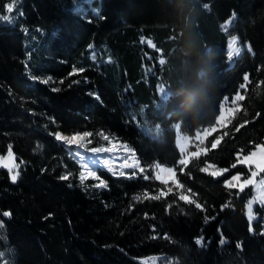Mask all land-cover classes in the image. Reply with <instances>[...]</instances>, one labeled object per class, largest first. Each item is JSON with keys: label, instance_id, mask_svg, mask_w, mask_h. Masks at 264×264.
I'll list each match as a JSON object with an SVG mask.
<instances>
[{"label": "trees", "instance_id": "1", "mask_svg": "<svg viewBox=\"0 0 264 264\" xmlns=\"http://www.w3.org/2000/svg\"><path fill=\"white\" fill-rule=\"evenodd\" d=\"M18 17L0 21V157L11 146L19 164L15 183L0 166V264H143L163 254L176 264H264V207L254 232L246 213L252 188L200 171L232 168L264 146V0H20ZM232 36L251 47L233 65ZM201 70H212L211 83ZM239 92L237 117L209 140L219 145L180 165L174 125L195 136ZM57 133H90V147L105 137L127 144L145 172L98 169L81 182ZM155 164L175 168L202 207L177 191L152 199L167 192Z\"/></svg>", "mask_w": 264, "mask_h": 264}, {"label": "rangeland", "instance_id": "2", "mask_svg": "<svg viewBox=\"0 0 264 264\" xmlns=\"http://www.w3.org/2000/svg\"><path fill=\"white\" fill-rule=\"evenodd\" d=\"M94 1L95 0H84V2L87 3L88 7ZM98 1H99V4H100L101 0H98ZM12 2H13V0H0V17L8 15V16H10L12 18L9 21H5L3 19H0V21H2L4 23H8V24H14L15 22H17L19 20L18 15H19L20 0H16L14 9H13V11L11 13H8L6 11V9H5V5H7L8 3H12ZM82 4H83V6L86 5V4L84 5L83 1L81 2V5ZM229 21H231V23L229 24L228 29L226 31L224 30L225 32H229L230 29L234 25V20L233 19L229 20ZM229 42H230V40H229ZM238 46L241 48V52H240L239 55H234L233 58L230 59L231 65H233L235 63V61L244 52L249 51L248 48H249L250 45L243 44L240 41L239 38H238ZM228 51H229V48H228ZM238 94L243 96L242 93H240V92ZM238 94H236V95H238ZM162 95L165 97L167 95V92L163 90L162 91ZM236 95H234L231 98L227 97V99L226 98L224 99V101L222 103V107H221V109L223 108V118L220 119L219 123H217V120H216V123L212 127H209V128H206L204 130H201V131L197 132V133H200V138L203 140V143L200 142V139H197V133H196L195 136L191 137V136L185 134L182 131V125L180 123H177V124L174 125V129H175V132H176V144H177V146L179 148V151H180V154H181L180 160L184 159V158H187L189 160L188 164H190L193 160L198 159L201 156L205 155L204 151H203L204 149H207L209 151V146L212 145V143L209 140L212 137H214L215 135H217V134H219V136H220L221 135L220 134L221 130H223L227 126H230L233 123V121L237 117L236 115H237L238 111L242 108V105H241V101L242 100L237 101L235 104H233V99H234V97ZM218 117H221V112H220ZM206 130H208V131L206 132ZM83 134L84 133H81L79 135H83ZM62 135H64V134H62ZM64 136L71 137L73 135L65 134ZM89 136L85 137L81 141L80 144H72V145H68L65 142L57 139L59 142H61L67 148L69 155L72 157V159H74L76 161L77 165L81 168V173L83 172V173L87 174V172L91 171L92 173L95 174L94 176H88L87 179H98L99 178L98 177V173H97L98 169H104V170L110 172L114 176L130 177V178L131 177L135 178L139 174H142L143 172H145V169L142 166L138 156L135 154L134 150L132 148H130L127 144L125 145L123 143L126 146V148H127V153H124V157H123V159L121 161V164H120V163H118V161L114 160L113 158H114V155L117 152H120L119 151L120 150V145H123L122 142L119 143L116 140L107 137V139H105V140H107V144L101 145V146H98V147H90V145H89ZM179 136H186V137L189 138V143L187 144L186 149H185L184 152H181L180 146H179V144L177 142ZM56 138H57V136H56ZM219 138H220V140H219V143H220L221 142V137H219ZM219 143H218V145H219ZM261 146H263V145H261ZM92 149H100V151L93 152V151H91ZM208 151H207V153H208ZM252 152H256L257 153V155L255 157H253L252 159L255 160L256 163L260 164V168H257L255 163L249 165V164L237 163V162L235 164L236 167H232V168H219V167L216 166L217 169H228L227 172H225L222 175H220V176H224L225 175V177L229 176L227 181L231 180V178L233 176H239L240 179L238 181H235L234 183L237 184V185H244L243 191L246 188H252L253 197L251 199H249V201H254V198L257 197L258 192H257V187L256 186L258 184H260L261 180H264V170H261V169H264V153H261L260 151L257 150V148H255L250 153H248V154H239V156L240 157H248V156H250V154ZM192 153H197V156L193 157L191 155ZM86 154L94 155V156H95V154L96 155L101 154V157H98V160H97L100 163H97L95 161H89L86 158H82V156H84ZM13 157H14V160H9L8 159V155L4 156V158H5L4 162L8 163L10 165L13 162L15 164H18L17 160H16V156L14 154H13ZM115 157H117V156H115ZM125 163L126 164L136 163V164H138V167H127V166H125L126 165ZM103 164L109 165L110 167H112V169L108 168L107 166H105ZM112 164H114V166ZM208 164H211V163H208ZM85 165H87V168H85ZM157 165H159V168H157ZM238 166L243 167V168L239 169ZM140 168H143L144 171L140 172V170H139ZM161 169H163V171H161ZM168 169H172L174 174H170L167 171ZM235 170H237V171H235ZM121 172H123L124 175H120ZM232 172H235V173H232ZM253 172L256 173L255 176L252 175ZM153 173H154L155 177H156L157 173H159V175L162 177V179H159V181H161V182H163V180H167L168 181V183L166 184L167 190L169 188H171L172 191H177L180 194L188 196L189 199H192L191 195L189 194L188 191H186L184 189V187H178V185H181V184H180V182H179V180L177 178L175 168L168 167V166L162 165V164H155L154 167H153ZM245 181H251V183H248V184L245 185ZM99 183H97V185ZM231 188H236L239 191H241L240 187H231ZM256 206H260L261 208L264 207V205H261L259 203V201H254V203H253V214H254L255 218L250 222L251 223V226H250L251 227V232H254V230H255V228L253 227L252 223L255 220H257V218H258V215L254 211ZM246 213H247V206H246ZM247 217H248V215H247ZM140 261L143 264H176L177 263V259L176 258L168 256L166 254L149 256V257L140 259Z\"/></svg>", "mask_w": 264, "mask_h": 264}, {"label": "snow or ice", "instance_id": "3", "mask_svg": "<svg viewBox=\"0 0 264 264\" xmlns=\"http://www.w3.org/2000/svg\"><path fill=\"white\" fill-rule=\"evenodd\" d=\"M15 3H16V0H13L12 3H8L7 5H5V9L8 13H11L14 9V6H15ZM0 19H3L5 21H9L11 20L12 18L8 15H5L3 17H0ZM231 23V21H228L226 22L224 25H222V28L226 31L228 29V26L229 24ZM151 47H155V45L152 44L151 41H148L147 42ZM228 48H229V51H228V58L229 59H232L234 55H239L240 52H241V48L238 46V37L236 36H232L231 39H230V42H229V45H228ZM249 51H251V48L249 46L248 48ZM162 62V61H161ZM79 71H83V69H80ZM248 75L246 74L244 76V80L247 82L248 81ZM45 83H47V81H45ZM242 87H246V85H242ZM227 99V98H226ZM244 97L241 96V95H236L233 99V104H235L237 101H240V100H243ZM223 118V108L221 109V117H218L217 118V123H219L220 119ZM244 125H240V127H243ZM208 130H206L207 132ZM237 131H239V129H237ZM91 135L90 133H84L83 135H73L71 137H67V136H64L62 134H59L57 133L56 136H57V139L58 140H61L63 142H65L66 144L68 145H72V144H80L81 141L87 137ZM105 139H107V137H105ZM197 139H200V142L203 143V140L200 138V133H197ZM219 140L220 138H217V140L215 142L212 143L211 145V148L212 149H215L219 143ZM179 146H180V150L181 152H184L185 149H186V146L187 144L189 143V138L186 137V136H179L178 137V140H177ZM257 150L260 151L261 153H264V146H261V145H257L256 146ZM91 151L93 152H97V151H100V149H92ZM204 154H207V149H204ZM8 159L9 160H14V157H13V154L11 152V146H9V151H8ZM193 157H196L197 156V153H192L191 154ZM257 155L256 152H252L250 154V156L248 157H240L239 154H238V159H237V163H245V164H256V167L257 168H260V164L256 163L255 160H253L252 158L255 157ZM5 158L4 157H0V166H3V167H6L9 169V172L11 173V176H10V179L12 180L13 183H15L19 177V164H15L14 162L10 165L8 163H5ZM178 163L180 165H182L184 168L187 167L188 163H189V160L187 158H184V159H181L180 161H178ZM125 166L127 167H138V164L136 163H133V164H126ZM232 167H236L235 164L232 165ZM85 168H87V165H85ZM157 168H159V165H157ZM140 172H143L144 169L143 168H140L139 169ZM183 170V169H182ZM261 170H264V169H261ZM161 171H163V169H161ZM170 174H174L173 173V170L172 169H168L167 170ZM200 171L201 172H205V173H208L209 175H212V176H220L222 175L223 173L227 172L228 169H217L215 165H212V164H206L205 167L203 168H200ZM134 174V173H133ZM71 174H67V175H64L61 177L62 180H67L69 179V176ZM95 174L92 173L91 171L87 172V174L85 173H81L80 175V180L81 182H83L85 179L88 178V176H94ZM120 175H124L123 172L120 173ZM253 176L256 175L255 172L252 173ZM145 179H148L147 176L144 177ZM156 179H162V177L159 175V173H157ZM240 178L239 176H233L231 178V180H228L226 181V186L227 187H240V190L243 191V188H244V185H237L235 184L234 182L235 181H238ZM163 183L167 184L168 181L167 180H163ZM248 183H251V181H245V185L248 184ZM97 187H107L106 183L104 181H100V183L98 185H96ZM178 187H183L182 185H178ZM257 192H258V195L257 197L254 198V201H259V203L261 205H264V180H261L260 181V184H258L257 186ZM172 189L169 188L167 190V192L165 191H161L159 194H157L156 196L154 197H151L152 199H160L161 197L163 196H166L168 194V192H171ZM189 193H191V189H188L187 190ZM194 195V194H193ZM145 199L149 198L148 194H145L144 196ZM181 200H185L187 203L189 204H195L196 208H201L202 205L197 203L196 200L194 199H189L188 196H185L183 194L180 195L179 197ZM136 199H141V197H136ZM254 201H249L248 204H247V215H248V219L249 221L251 222L255 217H254V214H253V203ZM223 207H228L227 204H225ZM3 216L5 217H10L11 216V212L9 211H5L3 212ZM3 222L0 221V226H2ZM250 231H251V227H250ZM196 243L199 244V245H202L203 244V238H199L196 240ZM221 243H224L223 240H221ZM0 256H3V253H0Z\"/></svg>", "mask_w": 264, "mask_h": 264}, {"label": "bare ground", "instance_id": "4", "mask_svg": "<svg viewBox=\"0 0 264 264\" xmlns=\"http://www.w3.org/2000/svg\"><path fill=\"white\" fill-rule=\"evenodd\" d=\"M120 143V142H119ZM123 144V143H122ZM120 152H117L115 155H114V160H116V161H118V163H120L121 164V161H122V159H123V157H124V153H127V148H126V146L123 144V145H120V150H119ZM93 154V153H92ZM115 156H117V157H115ZM98 157H101V154H99V155H96L95 154V156L94 155H88V154H86V155H84V156H82V158H86V159H88L89 161H95V162H97V163H100L99 161H97L98 160ZM102 164V163H101ZM126 164V163H125ZM103 165H105V166H107L108 168H110V169H112V167H110L109 165H107V164H103ZM113 166H114V164H112Z\"/></svg>", "mask_w": 264, "mask_h": 264}, {"label": "clouds", "instance_id": "5", "mask_svg": "<svg viewBox=\"0 0 264 264\" xmlns=\"http://www.w3.org/2000/svg\"><path fill=\"white\" fill-rule=\"evenodd\" d=\"M211 74H212V70H201L198 73V76L205 83H211Z\"/></svg>", "mask_w": 264, "mask_h": 264}, {"label": "water", "instance_id": "6", "mask_svg": "<svg viewBox=\"0 0 264 264\" xmlns=\"http://www.w3.org/2000/svg\"><path fill=\"white\" fill-rule=\"evenodd\" d=\"M62 134H64V135H65V133H62Z\"/></svg>", "mask_w": 264, "mask_h": 264}]
</instances>
